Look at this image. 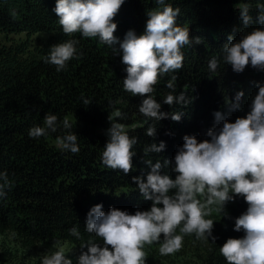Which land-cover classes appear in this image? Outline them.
Masks as SVG:
<instances>
[{
  "label": "trees",
  "instance_id": "1",
  "mask_svg": "<svg viewBox=\"0 0 264 264\" xmlns=\"http://www.w3.org/2000/svg\"><path fill=\"white\" fill-rule=\"evenodd\" d=\"M166 4L180 9L177 24L188 27L190 37L203 39L201 44L182 48L183 67L162 76L155 85L153 96L162 104L161 111L181 112L179 122L170 117L155 121L142 115L138 108L146 97H134L124 90L127 73L120 55L98 37L65 35L53 11L56 0H0V32L50 33L45 42L33 48L24 41L0 44V171L7 172L10 182L6 197L0 200V232L12 231L25 245L68 241L76 246L78 255L81 244L89 240L102 245L101 238L85 230L93 206L102 205L104 212L114 207L129 214L150 209L152 202L143 198L132 179L143 176L146 180L150 168L144 159H151L153 164L165 159L174 162L184 136H195L199 142L210 139L207 131L214 126V113L227 115V104L238 91L244 92L242 110L233 111L230 120L246 115L258 91L251 82L264 83V72L249 66L238 74L221 58L217 71L212 73L208 61L213 56L222 57L229 34L239 39L242 33L264 28L256 21L264 14V0H166ZM244 4L253 19L248 26L240 18ZM162 7L155 0H125L113 20L117 24L114 36L122 41L129 30L142 34L147 10ZM69 39L79 41L77 57L57 71L55 65L45 62V57L51 45ZM172 75L177 77L176 94L184 91L192 98L186 106L163 104L171 91L166 84ZM116 110L123 113V119L117 122L125 125L130 137L138 138L133 148V170L128 174L107 168L101 160L111 127L108 117ZM46 114L56 115L58 121L69 119L71 131L78 136V153L58 146L57 137L65 134L62 128L44 137H29L31 127L44 126ZM150 125L156 127L155 137L145 134ZM160 141L166 145L162 152L144 156V147ZM161 173L175 178L170 164ZM247 207L237 196L228 215L215 221L213 235L217 239L213 243L209 238L204 264H227L219 249L228 238L244 235L243 231H234V226L235 218ZM73 227L78 228L81 239L70 234ZM149 246L145 245L144 251Z\"/></svg>",
  "mask_w": 264,
  "mask_h": 264
},
{
  "label": "clouds",
  "instance_id": "2",
  "mask_svg": "<svg viewBox=\"0 0 264 264\" xmlns=\"http://www.w3.org/2000/svg\"><path fill=\"white\" fill-rule=\"evenodd\" d=\"M125 0H56L53 11L58 23L67 36L81 33L85 38H96L112 47L115 55H120L121 63L126 66L123 88L132 96L146 97L139 105V112L155 121L171 118L179 122L181 112L161 111L162 104L153 93L155 85L162 76L174 73L183 67L185 46L201 44L199 36L190 37L188 27L177 24L179 8L166 4V0H155L162 10H147L148 19L142 34L129 30L122 41L114 32L117 24L113 22ZM240 18L244 26L253 22L249 7L240 8ZM256 21L264 25V14ZM227 43L222 46V57L213 56L208 61L209 71L215 73L222 58L235 73H243L251 66L264 72V28H254L242 33L237 39L229 34ZM76 39L53 44L45 57V62L55 65L57 71L64 70L67 63L77 57ZM119 44V47L113 45ZM171 76L167 81L168 92L163 104L186 106L191 99L186 92L176 94L175 81ZM258 89L244 116L231 122L233 111L242 110L243 91L235 93L227 104L228 114L214 113L215 123L207 131L210 139L199 142L195 136H184V143L178 147L174 162L165 159L163 163L153 164L144 159L150 168L146 175L132 177L143 198L150 200L149 210H137L129 214L117 208L102 211V205L93 206L87 214L85 230L101 238L103 244L89 240L81 244L76 264H146L145 245L159 244L163 256L171 255L182 248L184 235L195 234L197 239L215 243L213 235L215 221L205 217L215 210L227 216L225 211L235 197L244 199L248 207L235 218L234 231H243L241 238H228L220 247L221 255L227 264H264V83L252 81ZM88 103L87 100L84 101ZM111 127L107 130L109 139L101 155L102 163L109 169L128 174L133 170L134 146L138 138L130 137L123 123V113L116 110L109 115ZM44 126H33L28 135L31 138L44 137L65 130L57 137L58 146L65 151L78 153V136L71 131L73 124L65 117L58 121L54 114H46ZM147 136L155 137L156 127L146 129ZM164 141L151 143L143 148L144 156L160 153L165 149ZM172 165L173 179L162 174L161 170ZM10 186L6 171H0V200ZM162 205V207H161ZM213 206H216L215 209ZM183 235L177 234V229ZM72 236L81 239L78 228L69 230ZM54 251L41 258V264H73L60 242L53 244ZM84 249H87L84 251Z\"/></svg>",
  "mask_w": 264,
  "mask_h": 264
},
{
  "label": "rangeland",
  "instance_id": "3",
  "mask_svg": "<svg viewBox=\"0 0 264 264\" xmlns=\"http://www.w3.org/2000/svg\"><path fill=\"white\" fill-rule=\"evenodd\" d=\"M49 32L37 31L26 33L24 31L17 33L0 32V44H10L17 41H24L29 48L40 45L45 42ZM232 202L226 205L225 211L228 212ZM216 206H213L215 209ZM222 213L213 211L206 219L218 220ZM177 234L183 235L180 231ZM66 251V254L76 264L77 254L76 246L68 241L60 242ZM54 243L37 242L33 245H25L20 238L12 231L0 232V264H41V258L55 249ZM208 240L197 239L195 234L184 235L182 248L167 256L159 252V244L153 243L146 250V264H204V260L209 252Z\"/></svg>",
  "mask_w": 264,
  "mask_h": 264
}]
</instances>
